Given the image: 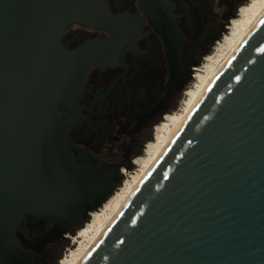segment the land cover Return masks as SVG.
Masks as SVG:
<instances>
[{"label": "water", "instance_id": "1", "mask_svg": "<svg viewBox=\"0 0 264 264\" xmlns=\"http://www.w3.org/2000/svg\"><path fill=\"white\" fill-rule=\"evenodd\" d=\"M141 5L183 37L168 0ZM73 22L123 34L109 0H0V264L41 256L19 237L28 221L68 233L122 177L123 162L80 165L69 143L63 110L116 41L69 49ZM81 264H264V16Z\"/></svg>", "mask_w": 264, "mask_h": 264}, {"label": "flooded vegetation", "instance_id": "2", "mask_svg": "<svg viewBox=\"0 0 264 264\" xmlns=\"http://www.w3.org/2000/svg\"><path fill=\"white\" fill-rule=\"evenodd\" d=\"M168 1L181 39L168 42L141 0H109L123 31L117 37L105 27L80 22L69 24L62 37L69 49L90 40H116L113 59L91 70L76 110H63L64 116L76 115L68 138L78 164H83L84 157L92 168L107 170L123 162L122 177L114 181L103 204L125 174L135 170L147 147L157 146L198 70L211 59L213 49L223 50L229 39L225 34H234L247 14L244 3L248 0ZM95 204V208L102 205L96 200ZM95 208L89 206L88 211ZM28 226L31 238L19 237L26 248L41 256L33 255L26 264H52L59 253L49 258L42 252L50 229L44 230L43 220L28 221ZM54 227L64 234L60 226ZM35 229L40 233L34 234Z\"/></svg>", "mask_w": 264, "mask_h": 264}, {"label": "rangeland", "instance_id": "3", "mask_svg": "<svg viewBox=\"0 0 264 264\" xmlns=\"http://www.w3.org/2000/svg\"><path fill=\"white\" fill-rule=\"evenodd\" d=\"M263 0H248L247 2L244 3V5L247 6V8L244 11H247V14L244 16L242 15V19L238 28L235 30L234 34H231V31L225 34V37L229 35V39H227V43L225 44L224 48L222 51L218 52V47L213 49V51L210 53L211 59L205 60V66H202L201 69L198 70L197 77L195 80L191 83L189 87V93H187L181 103L180 107L176 110V115L174 117V120H172V124L174 123L175 119L180 115V113L186 108L188 105L192 95L196 91V89L199 87V85L202 83L204 77L208 74V71L212 67V65L219 59L230 42L236 37L238 32L241 30V28L244 26V24L247 21V17L251 13V9H256L258 6L261 5ZM243 11V12H244ZM254 11V10H253ZM239 17V16H238ZM236 19V18H235ZM231 30V29H230ZM217 54V55H216ZM203 68V69H202ZM169 122V121H168ZM172 126L169 124L168 126H165V131H163V135L158 142L157 146H148L147 151H145V154L143 155V159H140L139 161L136 162V165L134 166V169L136 172H128L129 176L131 178L126 179L123 178L122 183L118 185L117 188H115L112 193L110 194V199L105 203L100 205V208H95V209H90L82 223L76 224L68 233H62L59 231L58 227H54L49 230V232L45 235L43 240L46 242V244L42 248V252L48 256L49 258H54L56 256V253L58 252V256H56L55 260L57 259V264H70V262L74 259V257L79 253V251L83 250L84 247H86L90 240L91 237L97 232V230L100 227V223L102 221L103 215L110 212V206L114 203L115 200H117L120 197V194L126 189V187L130 184L131 181L136 179V177L142 173L147 160L149 157L154 153V151L157 149L158 145L164 140V137L166 135V131L168 128ZM131 173V175H130ZM130 180V182H129ZM89 217V220H86V218ZM72 236H76V242L75 244H72ZM65 238V242L63 243V239ZM66 241H68L66 243ZM63 244V245H62ZM68 246H72V251H69L67 249ZM68 252V253H66ZM67 255V256H66ZM60 259H63L62 263L60 262Z\"/></svg>", "mask_w": 264, "mask_h": 264}, {"label": "bare ground", "instance_id": "4", "mask_svg": "<svg viewBox=\"0 0 264 264\" xmlns=\"http://www.w3.org/2000/svg\"><path fill=\"white\" fill-rule=\"evenodd\" d=\"M254 10V11H253ZM251 9L250 15L247 17V21L241 30L238 32L236 37L230 42L223 55L215 61L212 65L208 74L204 77L202 83L196 89L194 94L192 95L188 105L186 108L180 113V115L175 119L172 126L168 128L166 131V135L164 140L158 145L157 149L154 153L149 157L146 162V165L141 174H139L136 179L130 182V184L126 187V189L120 194V197L114 201V203L110 206V212L103 215L102 221L100 223V227L97 232L91 237L89 244L84 247L83 250L79 251V253L74 257V259L70 262V264H81L91 249L96 245L99 239L103 236L109 226L113 223L115 218L124 208L126 203L132 197L134 192L137 190L147 173L165 151L169 143L172 141L176 133L179 131L180 127L187 119L188 115L191 113L201 96L207 90L211 82L217 76V74L221 71L222 67L229 60V58L233 55V53L237 50L239 45L244 41V39L249 35L252 29L257 25V23L264 16V0L261 5L256 9ZM76 240V239H75Z\"/></svg>", "mask_w": 264, "mask_h": 264}, {"label": "built area", "instance_id": "5", "mask_svg": "<svg viewBox=\"0 0 264 264\" xmlns=\"http://www.w3.org/2000/svg\"><path fill=\"white\" fill-rule=\"evenodd\" d=\"M133 172H136V170H134ZM130 175H131V173H130ZM125 177H126L125 181H126L127 179L131 178V177L129 176L128 173L125 174ZM68 234H69V233H68ZM71 238H72V244H75V242H76V240H75L76 236H72ZM67 249H68L69 251H72V246H68ZM66 253H68V252H66ZM66 256H67V255H66ZM62 261H63V259H60V262H61V263H62Z\"/></svg>", "mask_w": 264, "mask_h": 264}, {"label": "trees", "instance_id": "6", "mask_svg": "<svg viewBox=\"0 0 264 264\" xmlns=\"http://www.w3.org/2000/svg\"><path fill=\"white\" fill-rule=\"evenodd\" d=\"M109 199H110V198H109ZM109 199H108V200H109ZM100 207H101V206H99L98 208H100ZM86 220H89V217H87ZM67 242H68V241H66V243H67ZM59 255H61V254H59ZM57 261H58L57 259L54 260V262H53L52 264H57Z\"/></svg>", "mask_w": 264, "mask_h": 264}]
</instances>
